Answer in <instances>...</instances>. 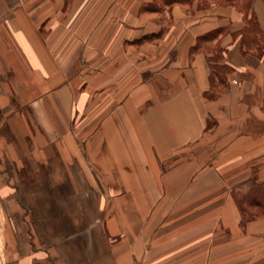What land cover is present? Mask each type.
<instances>
[{
    "label": "crops",
    "instance_id": "crops-1",
    "mask_svg": "<svg viewBox=\"0 0 264 264\" xmlns=\"http://www.w3.org/2000/svg\"><path fill=\"white\" fill-rule=\"evenodd\" d=\"M248 1L0 0V264H54L36 229L99 226L96 264H264V212L233 196L264 181Z\"/></svg>",
    "mask_w": 264,
    "mask_h": 264
},
{
    "label": "rangeland",
    "instance_id": "rangeland-1",
    "mask_svg": "<svg viewBox=\"0 0 264 264\" xmlns=\"http://www.w3.org/2000/svg\"><path fill=\"white\" fill-rule=\"evenodd\" d=\"M96 200L98 202V212H87L90 205L84 203V211L82 214H77L76 222H78L79 216H82L84 226L89 225L91 222L98 221L99 223L103 220L104 213L102 209L105 200L102 197H98ZM94 208H96V205H93ZM48 215L58 214L57 212L46 213V226L49 225ZM34 231L36 245L44 249V252L52 259L54 264H96L111 246L107 231L101 226L99 228L84 227L82 229L71 227L66 229L42 228Z\"/></svg>",
    "mask_w": 264,
    "mask_h": 264
},
{
    "label": "trees",
    "instance_id": "trees-1",
    "mask_svg": "<svg viewBox=\"0 0 264 264\" xmlns=\"http://www.w3.org/2000/svg\"><path fill=\"white\" fill-rule=\"evenodd\" d=\"M172 1H187V0H168ZM227 4H234L238 0H221ZM249 1L245 0L243 8L249 7ZM211 36L206 34L200 38L196 47L202 40ZM242 52L243 54H251L264 61V31L260 30L257 21L253 14L250 16L247 28L242 34ZM210 82L213 83L217 77L220 81H224L225 74L229 71L226 65H216L211 63L209 65ZM233 196L244 216L252 217L254 215L264 212V181H257L255 179H248L242 181L233 189Z\"/></svg>",
    "mask_w": 264,
    "mask_h": 264
}]
</instances>
